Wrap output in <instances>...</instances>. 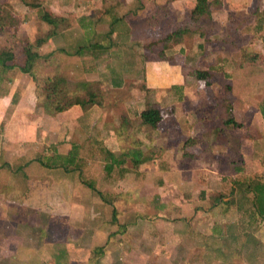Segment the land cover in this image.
I'll list each match as a JSON object with an SVG mask.
<instances>
[{"label":"rangeland","instance_id":"1","mask_svg":"<svg viewBox=\"0 0 264 264\" xmlns=\"http://www.w3.org/2000/svg\"><path fill=\"white\" fill-rule=\"evenodd\" d=\"M118 1L74 0L73 10L59 11L66 15L69 27L52 38V64L40 63L38 70L51 73L57 67L69 91L76 90L83 100L92 93L100 105L111 110L103 124L106 130L116 127L112 121L119 119L129 104L130 108L137 107L136 112L140 109V117H145L142 112L147 107L162 111L163 118L155 131L160 133L171 128L175 104L178 105L175 110H181L179 122L185 123L182 134L188 130L187 133L198 132L203 139L208 138L210 128L222 126L221 119L226 117L222 110L217 119L204 125L198 123L193 130L188 124L195 120L194 113L201 116L218 99H228L232 118L239 126L225 128L241 140L243 159L238 165L242 166V172L236 175L230 166H225L219 147L214 145L212 152L218 163L209 166L212 160L204 151L205 143L192 161L180 162V156L175 155L178 161L175 159L174 166H140V172L124 166L126 173L113 167L108 174L101 163L80 166L81 173L95 183L106 199L116 194L122 196L114 203L118 222L115 226L110 222L109 206L83 187L76 173L68 176L58 171L40 173L30 166L25 169V176L22 171L17 173V195L27 186L38 188L37 182L43 179L54 182L51 186L54 193L46 203L28 200L31 205L27 207L22 205L21 196L17 197V217L11 219L17 223V234L6 235V227H11L9 219L0 220V244L4 239L16 240L17 264H86L89 258L96 260L95 264H264V221L252 224L256 230L252 226L245 228L246 243L242 239L230 245L224 235L228 217L220 212L215 201L217 195L228 193L227 180L222 182V178L255 176L264 182V164L259 161L264 159V120L258 112V104L264 106V20L258 17L264 10V0H207L209 17L197 23L205 37L186 34L180 44L170 45L165 54L171 58V64L145 62L142 45L178 27L194 0H160L168 14L154 29L140 25L142 18L152 14L150 7L131 16L126 13L136 8L137 1L122 0L123 4ZM36 2L40 1L0 0V7L19 22L18 41L24 39L34 44L35 39L43 36L38 16L44 8L28 7ZM120 16L129 23L115 27L112 43L102 42L108 49L91 51L95 57L75 54L78 46L87 45L94 33H105L107 24ZM4 44L0 33V46ZM145 54L151 60L149 55L155 52ZM21 63L18 56L17 64ZM146 63L151 66L148 70L144 69ZM195 71L205 72L204 79L196 80ZM20 74L17 68L8 71L4 79L12 83ZM146 79L159 89H147ZM2 89L0 86V92ZM182 134H172L171 140L180 139ZM110 137L113 139L108 138V147L113 148L115 139ZM46 156L43 153L35 158ZM63 178L68 180L70 194L66 186L57 183ZM69 196L67 204L64 201ZM50 213L64 218H49ZM229 219L238 226L237 217L229 214ZM108 235L102 256L95 257L91 248L102 245ZM233 246L239 248L235 256ZM3 255L0 252V264H10Z\"/></svg>","mask_w":264,"mask_h":264},{"label":"crops","instance_id":"2","mask_svg":"<svg viewBox=\"0 0 264 264\" xmlns=\"http://www.w3.org/2000/svg\"><path fill=\"white\" fill-rule=\"evenodd\" d=\"M39 1L40 7H43L47 11L50 10L51 14L57 17L64 18L66 16L59 13V11L73 10L72 3L74 0H69L68 2L65 0H43V2L42 0ZM142 1L143 0H139L141 4H139L137 1L136 8L133 11L127 12L126 15L132 16L136 13V11H144L147 8L149 9V7L152 10V14L150 15H153L154 4L166 6L164 2H160V0ZM149 1L150 4H146V2ZM118 3L123 4L124 2H122V0H119ZM193 5L194 1L191 2L188 10H190ZM166 12L168 14L167 8ZM118 19H121V21L117 23L118 26H123V23H129L128 21L126 22V19H124L123 16H120L111 20L107 24V27L109 28L111 23ZM117 25H115V27ZM38 27L43 34L42 38H44V42L38 49H36V51L41 56L48 54L50 55V53H52L54 50L53 48H51V46L53 45L52 38L60 35L63 32L60 31L56 34H51L46 37V32L49 30V27L42 22ZM115 27H113L112 29V38L116 36V32L114 30ZM107 31L105 33H107ZM105 33H94V35L90 39H88L87 43L92 39H95V36H100ZM129 33L130 30L127 31V35ZM156 39L157 38H154L148 41ZM51 57L52 55L49 56V58ZM149 64L150 63H146L144 65L145 70H148V68L151 67L147 66ZM14 69L17 70V68ZM14 69L12 70L14 71ZM8 71L10 72L11 70ZM5 74L0 79V86L3 87L0 92V220L9 219L8 224L11 227H6V235H11V233L17 234V223H13L14 221L11 220L17 217V197L21 196L22 205L27 207L28 205H31L30 201H37L38 204L42 202L46 203L47 201H49L50 195H53L54 193L51 187L54 182L43 179L42 181L37 182L36 186L38 188L31 189L30 186H27L28 189H24L23 193L17 195V173L22 171L23 175L25 176V169L30 166H32L35 171L40 173H43V171H58L60 174L64 173L66 176H68V174L70 173H73L64 172L60 168H43L34 161L36 155L45 153L49 156L59 155L63 157L69 153L72 147L76 155L75 158L78 160L79 166H95V164L100 163L102 166H133L131 164L130 157L128 156L129 153H127L128 151L133 150V147L128 142L121 143V141H119L120 139L117 138L115 133L121 131L120 116L123 113L133 121L132 123L135 126L140 125V121L137 120V116H134L130 113V110L134 111L135 109L136 111L137 107L130 108L129 104L126 105V109L123 108L124 112L120 114L119 119H114L112 121V124L116 125V127L107 129L108 131L103 126V124H105L107 122V119L110 117L111 110L107 109L105 106L103 107L102 104L92 105L85 110L80 109V107L78 106H73L68 110L58 113L54 116H47L42 113L38 103L35 100L34 86L30 79L26 75L20 74V76L18 77L15 76L12 79V83H10L8 80L6 81V79H4ZM145 86L147 89H159V86L151 85L150 81H148L147 79L145 81ZM173 105L172 106L174 107V112L172 116V124H170L171 128H168L167 130H164L160 133L155 132L156 127L153 130L147 129L148 131L143 128L138 129V131H134L133 134L129 136V139H137L140 141L135 145L137 150H139V153L142 154L141 163L138 166H174L175 161H178L175 155L180 156L181 160L179 161L181 162L184 158L181 156L180 148L182 142L186 138H195L198 143V147H195L191 150V154H193L192 159L186 160L192 161L195 158V155L198 154L197 151L200 146L202 144L204 145L205 143L206 146L204 147V151L206 150L205 152L207 156H209L212 160L209 166H213L214 162L218 163L215 160L216 157L213 156L212 152L213 145L218 146L221 151L220 143L218 142L219 140L216 139L215 136V128L209 129L208 141H206L208 138H204V140L202 135L198 132H195V134L192 133L193 131H191V133H187V130L185 132V135L182 134V132L184 131L182 128L185 123L184 120L179 122L178 119V117L181 115V110H175L176 108H178V105ZM217 108L218 105H215L213 108L203 111L211 113L213 109L216 110ZM221 110L224 111L223 109ZM139 111L140 109L136 112V115ZM194 115L195 120L192 123L188 124V128L191 130H193V128L198 123L204 125V123L206 122L215 120L212 115L210 117L199 116L196 115V113H194ZM112 117H114L113 112ZM233 120L237 122L234 118ZM108 125L111 126V121L108 123ZM108 125L106 127H108ZM225 130L232 133L229 129L225 128ZM172 134H174L175 136L182 134V136L178 140L177 137H175L174 141H172ZM110 136H113L115 139L114 142L116 144L112 141L113 148L108 147V142L110 141L109 139H113ZM236 139L238 141L239 155L241 159H243V155L241 154V140L237 137ZM123 144H125V146H122ZM48 145L52 146V148H56L57 146L61 147L62 149L54 150L50 147L48 148ZM104 147L113 155V157H111L109 161H105L107 159H105V157L103 156L105 150ZM124 154L127 155L124 156ZM145 155L148 156V159ZM151 156H154L155 159H152ZM144 157L145 159H143ZM259 161L264 164V159L262 161L259 158ZM138 171L140 172L141 170L139 169ZM82 175L83 177L87 178L83 173ZM76 178L78 179L77 173ZM57 183H59V186L61 185V187L66 186V192L67 194H70V187L68 185L67 179L63 178L62 180H58ZM54 185L56 186V184ZM81 185L85 187L83 184ZM28 200L30 201L28 202ZM64 202L69 204L70 196L68 200ZM46 210L48 209L46 208ZM49 216L64 218V216H54V214L51 213ZM6 241L7 240L4 239L0 244V252L4 254L3 256H7L9 258L10 264H17V242L15 239H9L7 242Z\"/></svg>","mask_w":264,"mask_h":264},{"label":"trees","instance_id":"3","mask_svg":"<svg viewBox=\"0 0 264 264\" xmlns=\"http://www.w3.org/2000/svg\"><path fill=\"white\" fill-rule=\"evenodd\" d=\"M137 1L139 4H141L139 0ZM28 7L31 9L38 8L39 10L43 8L40 7L39 2L30 4ZM153 7V15L143 18L141 20L142 22L140 23L141 26L154 29L158 27L160 21L167 15L166 6L154 4ZM38 17L43 24L49 27V30L46 32V37L51 34H56L60 31H63L69 27V22L65 18L54 16L45 9L39 11ZM208 17L209 4L207 0H194L193 7L188 10L186 18L181 23H179L178 27L163 34L156 40L148 41L142 45V49L144 51L142 58L145 62L157 61L171 64V58L166 56L165 49H167L170 45L176 46L180 44L184 35L186 34H192L199 36L200 38H204L205 34L203 31L199 30L197 23L201 18ZM258 17H261L264 20V10L258 14ZM257 20L261 19L258 18ZM120 21L121 19L113 21L108 28L107 33L100 36H95L96 38L89 41L87 45L78 46L75 50V54L78 56L83 54L87 56H94L91 51L99 52L108 49L109 47L104 48L102 46V42L108 41L109 44L113 42L111 37L113 34L112 29ZM18 23L19 22L16 21L12 14L6 12L0 7V33L2 34L5 43L3 46H0V79L8 70L18 68L21 74L28 76V78L31 80L34 86L35 100L38 103L42 113L47 116H54L58 113L68 110L73 106H78L80 109L85 110L92 105H99V102L94 98L92 93H88V98L83 100L79 98L76 90L69 91L66 87L65 81L59 77L57 73V67H55V70H52L51 73H42L38 70L40 63L47 62L52 64L49 54L41 56L36 51V49H38L44 42V38L35 39L34 44H31V41L24 39L18 41L16 35ZM204 42H207L206 39ZM156 47H159V50H154ZM147 51L151 54L155 52V54L149 55L152 58L151 60L147 54H145ZM18 56L22 59V63L19 65L17 64ZM193 75L196 80H202L206 74L205 72L195 71L193 72ZM82 86L84 87V85ZM228 89L229 88H227V90ZM216 103V105H218L216 110L213 109L211 113L203 111V115H200L205 117H210L212 115L215 119H217V113H219L221 109L224 110L223 112L225 113L226 117L221 119L222 126L215 128V136L216 139L219 140L218 142L220 143L221 147L219 156L221 155L225 160V165L230 166L232 168L231 170L236 175H238L242 172V166L238 165V163L242 161L238 152V141L236 137L232 135V133L225 130V127L237 128L239 124L232 118V109L227 99H218ZM258 112L260 113L261 118L264 120V106L258 104ZM130 113L134 116H137L138 120L140 121V125L135 126L132 123L133 121L123 113L120 116L121 131L116 132L115 134L117 138L120 139L119 141H121V143L128 142L133 147V150L127 152L129 153L128 156L130 157L131 164L133 165L130 166L129 169L137 171L139 168L138 165L141 163L142 154L139 153V150H137L135 145L140 141L137 139H129V136L133 134L134 131H138V129L145 128L146 131L155 129L156 125L162 120L163 113L155 107H147L142 112L146 113L145 117H140L139 114L136 115L135 110H130ZM195 147H198L197 140L195 138H186L182 142L180 148L181 156L184 159H192L193 154H191V150ZM126 155L127 154H124V156ZM75 156V152L71 147V150L66 156L62 157L59 155H47V161L45 158L43 159V157H37L34 159V161L46 169L60 168L64 172L77 173L79 182L83 184L88 190L94 192L100 201L106 203L107 206H109L110 222L113 225L118 226L116 219L117 212L114 203L120 200L122 196L116 194L112 196L111 199H106L102 195V192L96 189L91 180L83 177L80 171L78 160L75 158ZM103 156L105 159H107L105 161H109V159L113 157L112 153L107 149L104 150ZM143 159H145V157ZM113 167L120 168L121 171L119 173H126V168L124 166H103V170L106 174H108L111 172V170H113ZM224 180H227L226 190L228 193L226 196L217 195L215 201L220 207V212L228 217L224 230L225 239L226 241L228 240V244L230 245H232L231 243L241 241L242 239H244V243H246L247 239L244 233L246 229H249L252 226L251 228L256 230V227L253 226L256 221H264V182L255 176L251 178L246 176L237 179H221L222 182H224ZM122 195L126 199L129 198L128 195ZM229 214L233 217H237L239 222L238 226L230 222ZM232 226H236V228ZM109 236L110 235L107 236L105 242L102 245L91 248V253L94 254L95 257L102 256ZM238 250L239 248L234 247L233 256L236 255V251ZM88 260H90V262H86V264H95L96 262V260H91V258Z\"/></svg>","mask_w":264,"mask_h":264}]
</instances>
